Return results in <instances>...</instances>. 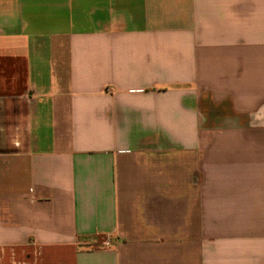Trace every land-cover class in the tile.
Returning a JSON list of instances; mask_svg holds the SVG:
<instances>
[{
	"label": "crops",
	"instance_id": "1",
	"mask_svg": "<svg viewBox=\"0 0 264 264\" xmlns=\"http://www.w3.org/2000/svg\"><path fill=\"white\" fill-rule=\"evenodd\" d=\"M0 264H264V0H0Z\"/></svg>",
	"mask_w": 264,
	"mask_h": 264
}]
</instances>
